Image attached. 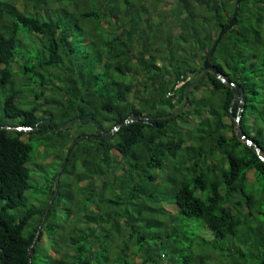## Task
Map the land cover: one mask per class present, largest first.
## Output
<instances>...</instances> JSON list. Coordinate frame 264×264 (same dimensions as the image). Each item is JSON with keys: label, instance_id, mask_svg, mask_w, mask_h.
<instances>
[{"label": "trees", "instance_id": "obj_1", "mask_svg": "<svg viewBox=\"0 0 264 264\" xmlns=\"http://www.w3.org/2000/svg\"><path fill=\"white\" fill-rule=\"evenodd\" d=\"M235 1L0 0V80L8 81L12 69L25 76L34 72L39 93L49 88V100L43 98L55 106L49 130L37 103L21 108L14 92L5 99L4 112L20 120L0 123V264H32V241L43 226L53 228L47 220L69 196L60 176L67 179L80 158L84 172L75 183L87 226L73 259L157 264L151 254L157 248L170 255L169 264L191 256L197 264H264V162L234 129L241 114L242 130L264 153V0L241 1L235 25L211 57L215 69L243 88L244 100L207 72L175 117H160L182 101ZM132 114L147 119L120 126L110 140L88 122L56 130L75 116H92L107 132ZM189 117L194 133L178 127ZM15 125L35 127L28 137L35 131L59 142L54 150L63 164L57 182L53 177L50 183L48 209L28 208L20 220L8 208L23 204L31 187L26 162L32 145ZM165 164L169 171L155 172ZM250 170L254 184L248 182ZM33 213L45 214L42 227L37 236L25 235ZM192 219L212 230V243L192 247ZM92 240L101 257L94 256ZM134 246L145 253L140 260L138 250V263L122 257Z\"/></svg>", "mask_w": 264, "mask_h": 264}, {"label": "rangeland", "instance_id": "obj_2", "mask_svg": "<svg viewBox=\"0 0 264 264\" xmlns=\"http://www.w3.org/2000/svg\"><path fill=\"white\" fill-rule=\"evenodd\" d=\"M24 43L27 45L28 38H24ZM19 47V44H18ZM17 47V49H18ZM21 48V46H20ZM33 50V48L31 47ZM12 68V66L10 65ZM0 66V78L2 76V70ZM18 72L21 71L20 68L17 70ZM34 72L28 73L27 76L24 74H16L12 69V76L8 81H1L0 80V123L3 125L7 124H15L19 122L20 117H12L7 115L4 112L5 107V99L6 97L14 92V102L21 108H30L34 103H37L38 110L36 113L42 115L45 118H50L52 116L51 111L55 110V106L53 102H45L43 97L47 98V92H49V88L45 90V93L42 95L39 93L41 90V86L37 80L38 75L35 73V77H31ZM30 76V78H29ZM40 77V76H39ZM52 91V90H50ZM37 94V95H36ZM49 95V94H48ZM47 100H49L47 98ZM194 123V119L192 118H183V121L178 126L180 130H185V132L194 133L192 129V124ZM17 126V125H15ZM15 126H13L15 128ZM11 127V128H13ZM83 127V126H82ZM13 128V129H14ZM75 128H79V124L74 126ZM84 128H87L84 126ZM236 131V126H235ZM32 130V129H31ZM35 130V129H33ZM28 129L23 130V134L21 138L26 141H30L32 148L29 156V160L26 162V165L30 171V184L31 187L24 193V202L17 207H9L8 210L17 215V219L20 220L21 215L26 211L28 208H45L48 209V205L51 204L53 196L50 194V183L52 178L58 176L62 169L63 164L58 163V159L56 157H62L61 153H56V146L59 142H51L49 137H43L44 135L40 134L39 132H33L30 137H28ZM72 132H74L72 130ZM191 140V139H190ZM76 141V140H74ZM246 143V142H245ZM73 144V143H72ZM185 145H182L184 147ZM55 149V150H54ZM183 148L180 149L182 151ZM67 153V152H66ZM74 170L73 173L70 171L67 173V179L63 178L64 174L60 177V181L65 183L67 181V192L65 193L69 196H64L61 199L60 205L57 208L56 215L54 217L51 216L50 219L47 221L53 224V228H47L46 226L42 227V218L39 217V213H33L29 220L24 227L23 233L25 235L31 234L35 232V236H37L38 230L41 228L42 236L38 239H34L32 244L35 241V252L32 258V264H55V259L62 258L64 264H87L85 261L75 260L72 257H77L79 251L77 250L78 245L83 243V234L86 231V223L84 221V213L82 205L84 204L81 202V196H79L77 191L79 183L76 180V175L84 172L83 168L80 166L84 165L83 159L80 158L74 162ZM170 165L165 164V168L162 170H157L156 173L162 174L163 172L169 171L167 167ZM70 176L72 179H70ZM248 182L251 184L255 183L256 180V173L253 170L248 172ZM85 181H81L80 184H84ZM98 185V184H97ZM66 188V185L63 187ZM95 188V186H94ZM64 193V194H65ZM80 193V192H79ZM72 196V197H70ZM5 203V200H0V205ZM87 210V209H86ZM40 218V220H39ZM38 224V227L36 226ZM191 228L188 229V236L192 243V247L195 249L202 243L206 242L208 244L212 243L216 238L212 233V230L206 226L205 224L198 225L197 220L192 219L189 221ZM71 236V237H70ZM69 237L71 239H69ZM77 239V242L74 240ZM71 240V241H70ZM203 240V241H202ZM73 241V244L71 243ZM93 241L92 251L94 252V256L100 255V249L96 246V242ZM84 244V243H83ZM87 245V244H86ZM90 247L89 245H87ZM135 251L131 252V249L124 253L122 257H127L129 259L134 258V262L138 263L139 259H135L139 248L135 247ZM140 251V250H139ZM194 251V249H192ZM228 251L227 249L225 250ZM224 251V252H225ZM207 253H210V249L208 248ZM147 253V252H146ZM144 251H140L139 258L140 260L144 257ZM151 254L156 258L157 264H169L170 255H160L159 250L155 248ZM132 257V258H131ZM216 260L212 262L215 264ZM151 264V263H150ZM178 264H197L193 256H191L190 261H185L184 257H182Z\"/></svg>", "mask_w": 264, "mask_h": 264}, {"label": "water", "instance_id": "obj_3", "mask_svg": "<svg viewBox=\"0 0 264 264\" xmlns=\"http://www.w3.org/2000/svg\"><path fill=\"white\" fill-rule=\"evenodd\" d=\"M242 0H236L235 1V7L233 10V13L231 15V17L228 20V23L226 24V26L222 27L218 33L217 36L211 46V48L208 50L203 63H202V68L199 70V72L194 76V78L191 80V82L185 87L184 90V94H183V99L180 102V104L174 108L170 113L160 116L161 118L167 119L168 121H170L173 117H175L186 105V102L188 100V96L190 94V91L192 90L193 86L195 84H197L199 82V80L204 76V74H206L207 72H211L213 73L217 78H219L224 84H226L227 86H229L231 88V90L233 91L235 96L241 97L242 100H244V94H243V88L238 84L235 83L229 79L226 78L225 75H223L221 72H219L217 69H215V67L212 65L211 63V57L219 43V41L221 40V38L224 36V34L231 29L235 23H236V16H237V12L239 10V6ZM241 114H238L235 116V121L237 122L236 124V136L240 139H242L244 142L248 143L250 145V147L254 148V150L256 151V153L258 154L259 158L264 162V153H262L260 147L253 141L251 140L249 137H247L244 133V131L242 130L240 123H239V117ZM146 117L144 116H139V115H135L132 114L130 115L128 118L124 119L122 122H120L118 125L113 126L109 131L104 132L103 129L100 127L99 122L92 116H75L71 119H68L60 124L57 125L56 130H60L63 128H66L68 126H70L71 124L78 122V121H82V122H88L90 124H92L95 129L97 131H99L100 136L102 138H104L105 140H110L112 138V133L117 130L120 126L125 125L127 123L133 122L134 120H141V121H146ZM41 122L45 125H47L49 130H54V128H52L49 125L50 122V118H44L41 120ZM20 128V127H18ZM35 128V127H32ZM21 129V128H20ZM93 137V136H91ZM73 145V144H72ZM69 152V150H68ZM67 152V155H68ZM57 178L56 177V182H57ZM56 189H57V183H56ZM50 206V204L48 205V207ZM47 211V210H46ZM45 217V214H43V218L42 221Z\"/></svg>", "mask_w": 264, "mask_h": 264}, {"label": "clouds", "instance_id": "obj_4", "mask_svg": "<svg viewBox=\"0 0 264 264\" xmlns=\"http://www.w3.org/2000/svg\"><path fill=\"white\" fill-rule=\"evenodd\" d=\"M18 127H20L21 129L18 128ZM8 128H9V126H8ZM13 128H14V127H13ZM15 129H18V130H27V129H28V130H31V129H32V130H33V129H35V128H31V129H30L29 126H25V125H17V126H15Z\"/></svg>", "mask_w": 264, "mask_h": 264}, {"label": "flooded vegetation", "instance_id": "obj_5", "mask_svg": "<svg viewBox=\"0 0 264 264\" xmlns=\"http://www.w3.org/2000/svg\"><path fill=\"white\" fill-rule=\"evenodd\" d=\"M96 131H97V130H96ZM97 132H99V131H97ZM97 132H96V133H97ZM91 136L95 137V134H91Z\"/></svg>", "mask_w": 264, "mask_h": 264}]
</instances>
